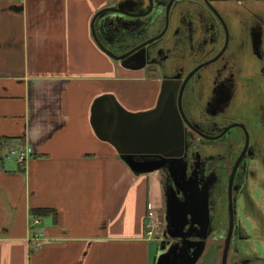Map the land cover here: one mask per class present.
I'll use <instances>...</instances> for the list:
<instances>
[{"label": "crops", "instance_id": "0c3cea01", "mask_svg": "<svg viewBox=\"0 0 264 264\" xmlns=\"http://www.w3.org/2000/svg\"><path fill=\"white\" fill-rule=\"evenodd\" d=\"M117 1L0 0V264L157 262L165 237H148L146 217L161 174L134 172L92 125L104 94L132 112L159 94L158 76L94 38L93 17ZM26 146L22 167L12 150ZM41 208L55 212L33 214Z\"/></svg>", "mask_w": 264, "mask_h": 264}, {"label": "flooded vegetation", "instance_id": "af4514ba", "mask_svg": "<svg viewBox=\"0 0 264 264\" xmlns=\"http://www.w3.org/2000/svg\"><path fill=\"white\" fill-rule=\"evenodd\" d=\"M114 5L135 23L110 49L125 65L145 61L159 93L164 79L175 92L188 145L183 183L198 188L188 237L204 233L194 223L213 225L196 264H264V0Z\"/></svg>", "mask_w": 264, "mask_h": 264}, {"label": "water", "instance_id": "95a60500", "mask_svg": "<svg viewBox=\"0 0 264 264\" xmlns=\"http://www.w3.org/2000/svg\"><path fill=\"white\" fill-rule=\"evenodd\" d=\"M127 16L128 13L117 5L98 10L92 20L93 35L97 43L124 66L141 69L146 66L145 61L133 66L125 65L121 61L123 55H117L109 47L118 42L116 39L120 34L130 37V29L135 21ZM111 37L115 40L111 41ZM92 112L96 134L101 139L111 140L134 172L140 174L162 170L167 173L166 177H161L167 213L164 236L168 235L175 241L170 243L166 237L161 241L156 264H196L213 225L210 220L194 223L193 226L201 227L204 233L197 234L196 240L188 237L187 230L192 226L189 214L191 208L197 206L195 198L198 188L183 183L188 169L185 160L188 145L184 122L176 105L175 92L169 88V81L164 79L155 106L148 110L129 111L115 95L104 94L96 99ZM186 186L191 190L187 191Z\"/></svg>", "mask_w": 264, "mask_h": 264}, {"label": "built area", "instance_id": "2783aa9c", "mask_svg": "<svg viewBox=\"0 0 264 264\" xmlns=\"http://www.w3.org/2000/svg\"><path fill=\"white\" fill-rule=\"evenodd\" d=\"M34 152L32 146H26L20 150H12L13 154H16L17 161L21 164L22 167H25L26 163L28 162L30 156ZM41 222L39 217H35L32 224H30V230L33 228V224H39ZM157 213L156 208L153 206L148 210L147 217H146V233L148 237L155 236V229L157 227ZM44 233L41 230H37L33 233L32 239H37L41 243L43 240Z\"/></svg>", "mask_w": 264, "mask_h": 264}, {"label": "rangeland", "instance_id": "374dc122", "mask_svg": "<svg viewBox=\"0 0 264 264\" xmlns=\"http://www.w3.org/2000/svg\"><path fill=\"white\" fill-rule=\"evenodd\" d=\"M115 4V2L109 4L108 6H113ZM106 6V7H108ZM154 33V32H153ZM161 174V171H155V176L156 179H159V175ZM161 176V175H160ZM161 201H157L155 202L154 201V207L156 208V213H157V221H158V224H157V227L155 229V232L157 231V235H161L163 234L167 224H166V220L164 219V214H165V195H164V189H163V186H162V189H161ZM258 195V194H257ZM259 197H261V195H259ZM164 236V235H163ZM160 243V242H159ZM160 254V253H159Z\"/></svg>", "mask_w": 264, "mask_h": 264}, {"label": "trees", "instance_id": "16d2710c", "mask_svg": "<svg viewBox=\"0 0 264 264\" xmlns=\"http://www.w3.org/2000/svg\"><path fill=\"white\" fill-rule=\"evenodd\" d=\"M55 212V210L51 209V208H41V209H34L33 210V214L35 215H48Z\"/></svg>", "mask_w": 264, "mask_h": 264}]
</instances>
